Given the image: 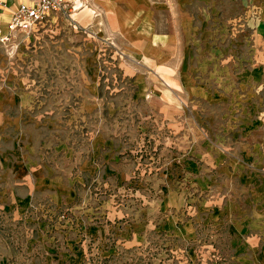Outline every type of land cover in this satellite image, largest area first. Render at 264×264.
I'll return each instance as SVG.
<instances>
[{
	"label": "rangeland",
	"instance_id": "rangeland-1",
	"mask_svg": "<svg viewBox=\"0 0 264 264\" xmlns=\"http://www.w3.org/2000/svg\"><path fill=\"white\" fill-rule=\"evenodd\" d=\"M76 7L0 41V264H264V0Z\"/></svg>",
	"mask_w": 264,
	"mask_h": 264
},
{
	"label": "built area",
	"instance_id": "built-area-1",
	"mask_svg": "<svg viewBox=\"0 0 264 264\" xmlns=\"http://www.w3.org/2000/svg\"><path fill=\"white\" fill-rule=\"evenodd\" d=\"M75 0H0V41L33 35L51 14L76 10ZM6 17H4L5 15ZM4 15V16H3ZM5 23L6 28L3 27Z\"/></svg>",
	"mask_w": 264,
	"mask_h": 264
},
{
	"label": "crops",
	"instance_id": "crops-1",
	"mask_svg": "<svg viewBox=\"0 0 264 264\" xmlns=\"http://www.w3.org/2000/svg\"><path fill=\"white\" fill-rule=\"evenodd\" d=\"M76 2L74 3V6L76 7L79 3H82V0H75ZM133 3L136 0H131ZM79 10V7H77V11ZM5 15V14H4ZM7 15H5L4 17H6ZM259 25L257 26L258 31L261 33V36L264 37V18H262V20L259 21L258 23ZM3 27H6V25H3Z\"/></svg>",
	"mask_w": 264,
	"mask_h": 264
},
{
	"label": "bare ground",
	"instance_id": "bare-ground-1",
	"mask_svg": "<svg viewBox=\"0 0 264 264\" xmlns=\"http://www.w3.org/2000/svg\"><path fill=\"white\" fill-rule=\"evenodd\" d=\"M3 16H4V15H3ZM3 25H5V23H4Z\"/></svg>",
	"mask_w": 264,
	"mask_h": 264
}]
</instances>
